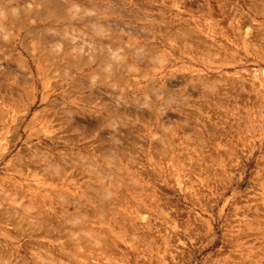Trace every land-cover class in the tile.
<instances>
[{
	"label": "rangeland",
	"instance_id": "1",
	"mask_svg": "<svg viewBox=\"0 0 264 264\" xmlns=\"http://www.w3.org/2000/svg\"><path fill=\"white\" fill-rule=\"evenodd\" d=\"M0 264H264V0H0Z\"/></svg>",
	"mask_w": 264,
	"mask_h": 264
},
{
	"label": "bare ground",
	"instance_id": "2",
	"mask_svg": "<svg viewBox=\"0 0 264 264\" xmlns=\"http://www.w3.org/2000/svg\"><path fill=\"white\" fill-rule=\"evenodd\" d=\"M74 38H75V37H74ZM96 60H97V58H96V59H95L94 57L91 58V62H92V63H93V62L96 63V62H97ZM126 61H127V60H126Z\"/></svg>",
	"mask_w": 264,
	"mask_h": 264
}]
</instances>
